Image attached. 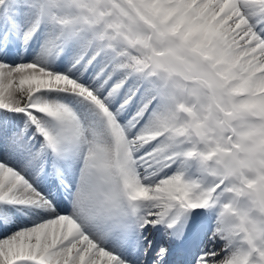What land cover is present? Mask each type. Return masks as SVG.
<instances>
[{"label": "snow or ice", "instance_id": "1", "mask_svg": "<svg viewBox=\"0 0 264 264\" xmlns=\"http://www.w3.org/2000/svg\"><path fill=\"white\" fill-rule=\"evenodd\" d=\"M0 264H264V0H0Z\"/></svg>", "mask_w": 264, "mask_h": 264}]
</instances>
